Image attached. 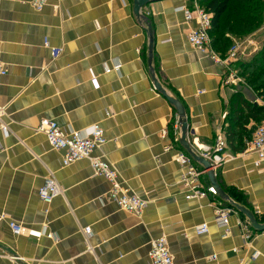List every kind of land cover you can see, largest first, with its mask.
<instances>
[{
  "label": "crops",
  "instance_id": "obj_1",
  "mask_svg": "<svg viewBox=\"0 0 264 264\" xmlns=\"http://www.w3.org/2000/svg\"><path fill=\"white\" fill-rule=\"evenodd\" d=\"M32 1L0 0V56L8 70L0 81V107L7 108L3 123L9 126L5 136L0 123V264H151V242L163 236L176 264H264V233L254 232L247 245L239 226L244 215H232L227 233L215 223L212 198H185L179 185L184 167L176 160L185 151L176 131L179 115L154 89L149 35L133 0H48L40 11ZM190 4L164 0L143 14L156 42V77L184 106L190 143L201 147L227 130L235 94L251 104L259 94L245 79L225 84L223 69L189 45L176 9ZM54 50L62 52L55 57ZM117 64L119 70L106 71ZM42 119L55 120L65 132L101 126L108 143L94 155L115 164L130 192L147 201L144 214L105 199L111 185L95 176L88 160L63 166L64 152L37 131ZM260 125H246L249 135ZM170 145L174 150L166 152ZM241 153L219 169L218 183L264 223V173L251 172L255 156ZM50 172L64 194L47 205L39 190ZM202 181L212 185L207 171ZM12 222L33 232L46 226L54 238L16 236ZM205 224L208 233L197 234Z\"/></svg>",
  "mask_w": 264,
  "mask_h": 264
},
{
  "label": "built area",
  "instance_id": "obj_2",
  "mask_svg": "<svg viewBox=\"0 0 264 264\" xmlns=\"http://www.w3.org/2000/svg\"><path fill=\"white\" fill-rule=\"evenodd\" d=\"M201 1L191 0L190 5H183L176 9L184 16V23L187 26L188 43L195 51L207 56L223 69L225 84L228 86H237L245 82L244 78L240 75L238 63L246 62L248 58L253 57L260 51V46L253 42L251 36H249L241 40H236L225 56L219 54L212 44L211 29L213 15L206 11ZM47 4L48 0H33L31 2L32 7L38 11L42 10ZM193 24H195V27H192ZM49 45V42L45 40V46L49 47ZM61 52L62 50L53 51L55 57ZM120 68L121 65L117 64L111 68L107 67L106 71L111 72L112 70H119ZM7 74V67L0 56V81ZM254 104L264 107V94L259 95L254 101ZM5 116H7V108L5 106L0 107L2 132L5 136H8L9 126L3 123ZM37 131L46 136L52 149L64 152L62 159L63 166L67 167L78 161L88 160L95 176L105 178L111 185L110 191L106 194L105 199L114 202L121 210L137 217H141L144 214L148 205L147 201L130 192L129 188L122 182L119 170L115 164H112L103 155H94L96 151H100L108 143L105 131L101 126L94 125L83 132L75 130L65 132L55 120L42 119ZM176 131L180 133L179 123L176 124ZM166 135L167 132L164 131L162 136L166 137ZM191 146L196 155L210 163L211 170L214 171L216 176L220 168L238 157L229 151L225 132H220L217 135L213 145L195 147L191 144ZM172 150H174L172 145L165 149L166 152ZM248 155L255 156V160L253 161L254 169L251 172L257 171L260 174L264 173V122L257 127L252 139L246 143L245 150L239 154V156L243 157ZM176 160L184 167L179 185L184 188L185 198L189 201L209 200L212 198L210 205L215 210V223L219 228L225 229L228 233L230 219L237 212L233 208L228 207L223 200L219 199L217 189L213 185L204 184L202 177L207 170H203L197 166L188 152L179 151ZM63 194L64 190L61 188L54 173L50 172L45 184L39 190L40 198L44 203L50 205L56 198ZM103 200L104 198H102ZM3 218L4 216L0 219ZM239 226L243 231L246 244L249 245L255 232L251 223L248 219L239 220ZM10 227L16 236L28 233L30 236L54 238V235L48 232L46 226L40 232L28 231L23 225L15 222L10 223ZM208 231L209 226L207 224L196 228V233L199 235L207 234ZM84 233L89 238L91 228H85ZM149 257L151 264H176L175 258L170 251L167 237L165 236L151 242ZM6 258L13 262L19 261V258L16 256L6 255ZM213 258L216 257L213 256Z\"/></svg>",
  "mask_w": 264,
  "mask_h": 264
},
{
  "label": "trees",
  "instance_id": "obj_3",
  "mask_svg": "<svg viewBox=\"0 0 264 264\" xmlns=\"http://www.w3.org/2000/svg\"><path fill=\"white\" fill-rule=\"evenodd\" d=\"M201 4L213 15L212 44L222 56L227 54L236 38L244 39L264 24V0H202ZM238 68L247 84L259 95L264 94V45L251 60L238 63ZM234 97L236 111L225 136L229 150L241 153L252 139L246 125L252 120L260 124L264 122V107L249 103L241 94ZM175 142L178 144L177 139Z\"/></svg>",
  "mask_w": 264,
  "mask_h": 264
},
{
  "label": "water",
  "instance_id": "obj_4",
  "mask_svg": "<svg viewBox=\"0 0 264 264\" xmlns=\"http://www.w3.org/2000/svg\"><path fill=\"white\" fill-rule=\"evenodd\" d=\"M164 0H133V10L136 18L140 21V24L143 26V28L146 30V32L149 35L150 45H149V66L151 69V75L152 80L155 86L156 91H158L160 94H162L167 101L172 104L179 115V124H180V130H181V136H180V144L185 149L186 152H188L194 161L201 164L206 170L209 175V178L211 180L212 185L217 189L219 197L227 201L231 208L234 209L237 213H240L244 215L249 222L251 223V226L253 230L257 233H264V223H261L255 216V214L249 210L248 208L240 205L239 203L232 200L222 189L221 185L218 183L217 176L215 175L214 171L211 170V165L206 160L200 158L198 155L194 153L192 150V146L188 139V133H189V124L186 117V111L182 103L176 99L171 97L167 91L163 88V86L160 84L156 77V73L153 69V56H154V48L156 45L155 39H154V33L152 29V25L149 21V19L143 14V9L147 7L148 5L156 2H160Z\"/></svg>",
  "mask_w": 264,
  "mask_h": 264
},
{
  "label": "rangeland",
  "instance_id": "obj_5",
  "mask_svg": "<svg viewBox=\"0 0 264 264\" xmlns=\"http://www.w3.org/2000/svg\"><path fill=\"white\" fill-rule=\"evenodd\" d=\"M263 27H264V24H262L256 32H254L253 34L250 35L251 39L253 40V42H255L258 45H262V47L264 45L263 44L264 43V30H263ZM222 33L224 34L225 31H223ZM236 40H239V39L236 38ZM262 47H261V49H262Z\"/></svg>",
  "mask_w": 264,
  "mask_h": 264
}]
</instances>
